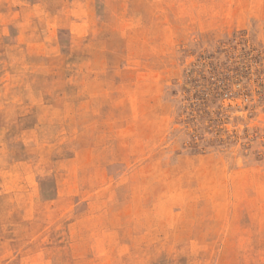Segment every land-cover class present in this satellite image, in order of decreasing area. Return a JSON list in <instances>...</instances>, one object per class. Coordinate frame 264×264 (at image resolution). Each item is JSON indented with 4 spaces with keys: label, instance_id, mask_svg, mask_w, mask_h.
Masks as SVG:
<instances>
[{
    "label": "rangeland",
    "instance_id": "obj_1",
    "mask_svg": "<svg viewBox=\"0 0 264 264\" xmlns=\"http://www.w3.org/2000/svg\"><path fill=\"white\" fill-rule=\"evenodd\" d=\"M0 264H264V0H0Z\"/></svg>",
    "mask_w": 264,
    "mask_h": 264
}]
</instances>
